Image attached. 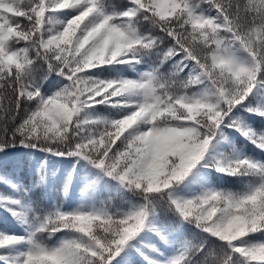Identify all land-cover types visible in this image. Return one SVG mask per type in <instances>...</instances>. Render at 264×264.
Instances as JSON below:
<instances>
[{"label":"snow or ice","instance_id":"6c2138e0","mask_svg":"<svg viewBox=\"0 0 264 264\" xmlns=\"http://www.w3.org/2000/svg\"><path fill=\"white\" fill-rule=\"evenodd\" d=\"M0 264H264V0H0Z\"/></svg>","mask_w":264,"mask_h":264},{"label":"trees","instance_id":"16d2710c","mask_svg":"<svg viewBox=\"0 0 264 264\" xmlns=\"http://www.w3.org/2000/svg\"><path fill=\"white\" fill-rule=\"evenodd\" d=\"M222 187L228 190H237L239 186L231 180H226L222 183Z\"/></svg>","mask_w":264,"mask_h":264}]
</instances>
